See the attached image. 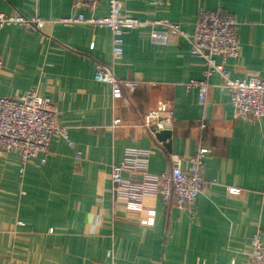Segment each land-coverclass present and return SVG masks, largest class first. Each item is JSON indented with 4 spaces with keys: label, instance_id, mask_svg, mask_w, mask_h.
Wrapping results in <instances>:
<instances>
[{
    "label": "crops",
    "instance_id": "0c3cea01",
    "mask_svg": "<svg viewBox=\"0 0 264 264\" xmlns=\"http://www.w3.org/2000/svg\"><path fill=\"white\" fill-rule=\"evenodd\" d=\"M117 1L122 16L176 24L187 38L200 12L230 14L239 55L226 60L224 69L232 80L264 78V0H157L156 6L149 4L156 0ZM108 13L105 2L89 12L74 8L73 0H0L6 16L56 21ZM122 38L123 57L114 73L138 83L127 105L109 85L94 81L96 66L111 63L108 29L55 24L39 33L0 27V98L29 91L48 98L71 143L58 138L47 155L25 164L0 149V264H110L108 253L117 264H248L255 234L264 245V118L237 116L217 74L209 77L200 104L187 84L202 81L205 68L190 56L184 37L169 34L156 45L150 29L140 28ZM160 101L174 112L164 141L142 126ZM114 119L120 126L112 127ZM128 147L154 150V175L186 170L187 159L202 149V176L210 183L189 208L146 198L142 209H125L115 200L110 172ZM227 187L242 193L230 195ZM149 218L152 226L141 223Z\"/></svg>",
    "mask_w": 264,
    "mask_h": 264
},
{
    "label": "built area",
    "instance_id": "2783aa9c",
    "mask_svg": "<svg viewBox=\"0 0 264 264\" xmlns=\"http://www.w3.org/2000/svg\"><path fill=\"white\" fill-rule=\"evenodd\" d=\"M101 2L107 3L109 8L105 17H85L79 14L76 17L50 21L39 19L36 15L0 14V27L18 25L39 33H42L47 25L55 24H85L108 29L112 34L111 63L96 66L94 81L109 85L112 96L122 98L124 105L128 104L127 97L134 93L138 83L121 81L114 73V66L123 57V34L149 28L150 39L156 45L166 43L169 34L184 37L189 43L190 56L202 61L205 68L202 81H191L187 84L188 89L197 91L200 104H205L210 86L209 77L217 74L222 79V87L229 93L237 116L254 121L264 118V78L252 74L243 80H232L224 69L226 60L239 55L236 21L230 14L221 11L200 12L193 34L187 38L176 24L160 20L142 21L130 15L122 16V6L117 0H73V6L78 10L92 12ZM149 4L156 6L160 2L149 1ZM216 59H220L221 63H217ZM173 116L172 107L160 101L155 110L144 116L142 126L152 139H156L161 132L171 130ZM120 122L119 119H114L112 127L120 126ZM58 138L64 139L71 146L68 130L58 126L55 107L48 98L40 96L36 91H29L14 99L0 98V149L4 153L18 154L21 162L25 164L38 154L47 155L50 145ZM153 152V149L128 147L124 150L122 161L111 167L110 182L116 202L128 210L142 209L146 198H159L164 203L173 200L175 206L181 209L191 207L197 196L210 183L202 176L203 150L199 149L187 159L186 170L172 168L162 175L149 172ZM80 160L78 153L76 162ZM127 173L137 178H126L124 175ZM226 192L230 195H240L242 190L227 187ZM141 223L152 226L154 219L141 220ZM247 256L248 264H264V245L259 234L252 238ZM108 258L110 264H117L111 253H108Z\"/></svg>",
    "mask_w": 264,
    "mask_h": 264
},
{
    "label": "water",
    "instance_id": "95a60500",
    "mask_svg": "<svg viewBox=\"0 0 264 264\" xmlns=\"http://www.w3.org/2000/svg\"><path fill=\"white\" fill-rule=\"evenodd\" d=\"M171 136V132H161L156 136V139L160 141H164L165 139L169 138ZM169 149V145H165Z\"/></svg>",
    "mask_w": 264,
    "mask_h": 264
}]
</instances>
